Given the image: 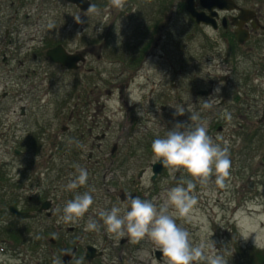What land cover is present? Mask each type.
Segmentation results:
<instances>
[{
    "label": "flooded vegetation",
    "instance_id": "1",
    "mask_svg": "<svg viewBox=\"0 0 264 264\" xmlns=\"http://www.w3.org/2000/svg\"><path fill=\"white\" fill-rule=\"evenodd\" d=\"M86 1L96 4L100 14H89L66 0H0V254L4 256L0 264H31V256L36 252L32 246L37 242V223L41 217L53 220L52 225L57 224L54 238L49 237L53 242L49 238L48 242L52 246L58 240L64 242L60 255L63 250L74 248L66 264H143L137 255L147 249L145 241L133 243L127 236L117 237L107 232L98 215L100 209L110 211L113 206L123 209L129 196L159 204L153 201L159 189L147 188L142 192L133 178H127L133 162L141 161L133 150L132 140L137 134L134 130L144 132L147 123L157 121L154 119L157 111L165 113L182 106L185 112L205 110L209 131H228L227 136L231 137L233 129L242 127V120L232 125L230 119L245 120L243 112L251 108V100L255 104L258 101L261 110L255 123L264 122L260 98L247 97V92L256 94L264 89V0H229L224 7L212 6L210 14L194 0L195 10L209 15L206 25L190 18L180 0L171 3L169 10H166V0H126L122 11H105L108 0ZM29 2L34 8L23 12ZM65 5L67 10L76 11L81 22L65 21ZM182 13L197 31L206 30L210 67L204 83L196 74L183 72L180 57L175 59L166 53L167 48L179 53L175 47L178 43L167 32V26L175 25L178 21L175 17ZM60 15L64 17L62 24L53 30L55 27L50 28L48 23L54 17L58 22ZM22 16L30 18L27 25L33 35L27 47L23 46L21 38L26 29ZM71 32L78 35V49L68 48ZM56 46L80 55L81 61L75 69L60 66L46 57V50ZM28 51L30 56L24 53ZM11 65L23 70L13 76L15 68ZM245 68L252 72H245ZM51 69L63 74L79 71L78 104L67 111L69 122L72 115L78 113V125L73 128L60 126L68 135L67 152L79 155L84 141L96 152L107 148L101 158H93V150H87L86 166L76 163L66 170L78 174L76 166L79 165L94 177L104 166L103 181L106 174L110 175L105 183H115L120 178L124 181L122 187L96 188L98 200L93 206L98 205V210L89 208L77 226L60 220L66 202L74 199L66 188H56L60 182L68 181L65 173L60 176L55 170V182L50 188H39L37 183L38 177L49 171L45 162L53 154L51 146L58 139L51 130V120L65 112V103L51 104L52 88L59 85L60 79L49 71ZM7 82H13V94L6 90ZM171 90L190 98L182 100L175 96L177 103L174 104ZM22 96L29 97V103L15 104ZM196 97L206 98L209 106H197ZM7 98L10 103H6ZM108 103L116 104V112L123 113L122 121L116 126L117 134L110 142L102 130L96 131L101 128L102 119L108 122L107 116L102 115ZM50 112L57 114H45ZM210 136L213 138L214 133ZM28 154L39 157L44 163H23L22 158L29 157ZM60 162L59 169L63 167ZM151 163L137 169L136 181H140L145 172L151 183L157 181L160 174L150 180ZM63 169L65 171V167ZM88 189L91 188L75 190L83 194ZM43 202L45 209H40ZM90 218L97 221L98 230H86ZM71 240L74 243L67 247ZM150 253L156 260L164 258L155 247Z\"/></svg>",
    "mask_w": 264,
    "mask_h": 264
},
{
    "label": "rangeland",
    "instance_id": "2",
    "mask_svg": "<svg viewBox=\"0 0 264 264\" xmlns=\"http://www.w3.org/2000/svg\"><path fill=\"white\" fill-rule=\"evenodd\" d=\"M173 2H175V0H166V10L170 9L169 6ZM33 8V4L29 2V5H26L23 8V12L32 10ZM167 14L168 13L165 11V15ZM76 17H78L76 11L73 8L67 10V6L65 5V21L67 20L71 23H75L77 22L75 20ZM58 18V22L57 18L54 17V19L48 23V25H51L50 28L55 27L53 30L56 29L57 25L62 24L64 17L63 15H60ZM175 18H177L178 21L175 25L169 24L167 26V32L172 35L173 41L178 43V47L175 46V44H172L171 46L174 45L177 50H179V53H175L173 48H167L166 53L175 59L180 57V62L184 68L183 72L196 74V77L203 80L204 83L206 72L210 67V63L207 60L208 49L206 46V37L204 35L206 34V30L202 29V32L200 30L197 31V29L192 26L188 17L183 13ZM29 19L30 18H24L22 16L23 27L26 28L21 34L24 47L31 44L30 37L32 34L27 25ZM71 33L72 36L69 39L70 43L68 48L78 49L80 46L78 35L74 32ZM23 50H25V48H23ZM30 51L24 53H27L29 54L28 56H30ZM11 67L15 68V70H12V73H15L13 76L19 75L23 70L16 65H11ZM49 71L60 77L59 85L52 88L53 95L51 104L56 105L65 103V112L62 113L63 116L60 114L61 117L51 120V130L57 135L58 139H56V142L51 146L53 154H51V157L45 162L49 167V171L46 175L38 177L37 183L39 184V188H50V185L55 182L53 175L55 170H57L60 172V176L65 173V177L68 178V181L60 182L56 188H66L65 186L71 178L78 175L75 172L67 171L66 167L75 166L76 163L86 166L87 164L84 161L85 154L87 150H91L92 148L90 147L89 142L84 141V145L80 147L82 150L79 155L68 153L66 150V139L68 138V135L65 131L60 130L61 125H66L68 128H73L78 125L76 119L78 113L73 114V117L69 122L67 119V111L72 105L78 104L79 71L75 73L65 72V74L57 69H51ZM245 72L251 73L252 70L245 68ZM62 82L65 83V86L62 85ZM12 84L13 82H7L5 87L11 94L14 93L13 90L15 88ZM1 87L0 84V88ZM171 92L174 104L177 103L175 96H180L182 100H188L190 98L187 95L178 94L179 92L174 94L176 91L171 90ZM253 95H256V98H260V102L264 106V89L256 94L254 92L252 93V91L247 92L248 98ZM196 98L199 100L197 106L205 108L204 101H206V98ZM6 100V103L11 102L8 98ZM14 103H29V97L22 96L19 100H15ZM258 103V101H256V104L253 103L252 100L250 101L251 108L249 107V110L243 112L245 114V120L244 118L230 119L232 125L235 124V121L242 120V127L240 129H233L231 137L227 136L229 135L228 131H224V133H218L213 130L209 131L207 122L208 118L205 110L185 112L183 116H177L175 111H167L165 113L157 111L156 116H154V119L157 121L147 123L144 132H142V129L134 130L137 134L134 132L136 138L134 137L132 140L134 154L139 157L141 161L133 162V166L127 173V178H133L134 183L140 185L142 188V192H145L147 188L159 189L158 197L153 196V201L155 203L158 202L159 204L163 201L166 193L171 188L178 186L181 181L190 178L183 172V170L177 171L175 176H172L169 175L168 169L163 168L160 172V177L154 183L149 181L147 172L142 175L140 181H136L135 174L137 169L142 165L145 166L147 162H153L151 144L154 139L163 138L166 135V132L171 130L177 123L189 122V124H192L193 126L200 123L204 124L207 127V133L209 136L210 133H214L213 139L217 143H220L221 146H224L226 143L229 149L231 166L230 176L225 181V187L220 188L216 186L214 184V177L207 185H201L198 182H195L196 186L192 194L196 196L197 203L193 207L189 217L187 219H177V223L190 232V239L194 244L204 240H211L215 249L225 254V259L228 260V264H264V122L259 125L255 123V120L259 117L261 112ZM254 105H256L257 108H255ZM116 106L117 105L114 103H108L107 108H104V113H102V115L104 116L105 114L107 116L109 123L103 122L102 119L100 123L101 128L96 130H102L108 137L109 142L112 141L117 134L118 127L116 126L123 119L122 111L116 112ZM167 108H169V106H167ZM45 114L55 115L57 113L50 112ZM149 114L150 117L153 118L151 113ZM193 114L197 115L199 119L191 121L190 115ZM98 115H100V113ZM71 148L75 149L73 146H71ZM92 150L93 158H101L107 153V148L100 152H96L94 149ZM31 155L32 154H28L29 157L22 158V162H32L33 164L44 163L39 157ZM43 158L46 159V155H44ZM60 161L63 162L65 171L63 167L59 169L58 166L61 164ZM98 171L99 172L95 174L94 177H90L89 175L86 185L79 187L91 188L86 192H89L93 197L94 202L90 206V209L94 211L98 210L96 209V206L98 205L93 206L98 200L96 197V188H118L120 186L122 187L124 182L123 179L121 180L120 178L118 182L105 183L109 180L110 175L106 174L103 181L101 175L104 171V166L100 167ZM77 194L79 193L76 190L70 191L72 197H75ZM103 200L107 203L105 199ZM58 209L59 206L57 210ZM80 220L82 221V218L74 223H69L70 225L77 226V222ZM52 223L53 220L44 217H41L37 223V242L36 244H33V246L31 245L34 252H36L31 256V264H35V262H37V264H55L56 261L60 262V250L64 242L58 240L54 246L49 244L48 238H54L57 225H52ZM116 238H114V241H116ZM143 240L147 244V249L138 253L137 258L141 260L143 264H166L165 257L156 260L150 253L155 247L153 243L147 237ZM67 242L68 241H65V243ZM73 243L74 240H71L70 244L68 242L67 247H70ZM22 245L23 248H25V244L23 243ZM3 258L4 256L0 254V261L3 260Z\"/></svg>",
    "mask_w": 264,
    "mask_h": 264
},
{
    "label": "clouds",
    "instance_id": "3",
    "mask_svg": "<svg viewBox=\"0 0 264 264\" xmlns=\"http://www.w3.org/2000/svg\"><path fill=\"white\" fill-rule=\"evenodd\" d=\"M125 6L126 0H108L105 11H122ZM86 12L99 15L100 9L96 4L89 3ZM75 20L81 22L80 17ZM208 106L209 101H204V107ZM175 114L183 116L184 108L177 106ZM198 119L197 115H190L191 121ZM151 152L153 161L160 162L162 167L168 169L169 175L175 176L177 171L183 170L190 179L171 188L159 206L129 196L123 209L115 206L110 211L100 209L98 215L105 230L117 237L127 236L133 243L147 237L166 258V264H228L225 254L217 251L211 240L194 244L190 232L177 223V219H187L197 203L196 196L192 194L195 182L207 185L214 177L216 186L225 187L231 166L226 143L224 146L217 143L208 135L207 127L202 123L195 126L189 122L177 123L163 138L153 140ZM76 170L78 175L65 186L68 191L84 186L88 181L89 174L85 168L77 165ZM93 202L89 192L77 194L66 202L60 220L65 223L78 221ZM98 228L97 221L90 218L86 230ZM55 264L60 262L56 261Z\"/></svg>",
    "mask_w": 264,
    "mask_h": 264
},
{
    "label": "water",
    "instance_id": "4",
    "mask_svg": "<svg viewBox=\"0 0 264 264\" xmlns=\"http://www.w3.org/2000/svg\"><path fill=\"white\" fill-rule=\"evenodd\" d=\"M70 3H73L81 10H87L89 7V3L86 0H66ZM183 3L184 11L192 18L197 24H207L209 15H206L201 10H195V2L194 0H180ZM198 4L201 8L210 11L212 6L221 8L224 7L229 0H197ZM211 11L209 12V14ZM46 57L52 61L53 63H57L60 66H64L68 69H75L77 67V63L81 61V57L78 53H67L60 46H56L54 48L48 49L45 52ZM198 93H205L203 91H198ZM162 170V165L160 162H152L150 164V180H153L156 175H158ZM40 209H45V203L43 202L40 206ZM50 242H53L52 238H49ZM74 252V248L71 250H63L60 255L61 264H66L68 260L71 258V255Z\"/></svg>",
    "mask_w": 264,
    "mask_h": 264
}]
</instances>
